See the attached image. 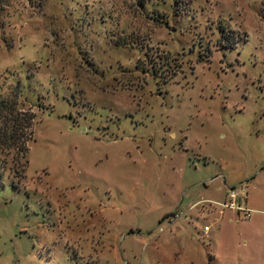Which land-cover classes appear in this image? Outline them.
<instances>
[{
	"label": "rangeland",
	"instance_id": "1",
	"mask_svg": "<svg viewBox=\"0 0 264 264\" xmlns=\"http://www.w3.org/2000/svg\"><path fill=\"white\" fill-rule=\"evenodd\" d=\"M14 93L0 264H264L260 214L219 213L264 190V0H0Z\"/></svg>",
	"mask_w": 264,
	"mask_h": 264
},
{
	"label": "trees",
	"instance_id": "2",
	"mask_svg": "<svg viewBox=\"0 0 264 264\" xmlns=\"http://www.w3.org/2000/svg\"><path fill=\"white\" fill-rule=\"evenodd\" d=\"M220 28L222 33L227 32L225 26ZM14 96L15 98L9 97L5 100H0V114L4 120L3 129L0 132V148L15 149L16 157L19 158L18 161L24 160L22 165L26 166L28 144L33 139L32 125L34 116L30 112L20 111L17 105L18 94L14 93Z\"/></svg>",
	"mask_w": 264,
	"mask_h": 264
},
{
	"label": "crops",
	"instance_id": "3",
	"mask_svg": "<svg viewBox=\"0 0 264 264\" xmlns=\"http://www.w3.org/2000/svg\"><path fill=\"white\" fill-rule=\"evenodd\" d=\"M262 187H260V185H258V184L254 185V188L258 194H257V197L255 199L251 200V202L248 200L247 194H245L244 191H241L242 186H241V188L236 189V190H235V188L229 189L226 192L225 199L223 201V202H225L228 199V195H229L231 190H235L238 193V203L239 204H241L242 206H245V207L253 210L254 212L260 214L259 217L257 218V220H258V224H259L258 230L261 232L264 231V226L260 228V224H262V225L264 224V190H262ZM224 211H230V213H232V216L236 215V219H239V220L242 219L241 218L242 216L240 214H238L237 212H235L234 210L225 209L223 211H219L220 215H223ZM253 213H252V215H253Z\"/></svg>",
	"mask_w": 264,
	"mask_h": 264
},
{
	"label": "built area",
	"instance_id": "4",
	"mask_svg": "<svg viewBox=\"0 0 264 264\" xmlns=\"http://www.w3.org/2000/svg\"><path fill=\"white\" fill-rule=\"evenodd\" d=\"M219 206L221 207V211L227 209V210H234L235 212H237L238 214H240L242 217V219H246L249 220L252 216V213L254 212L253 210L242 206L241 204L238 203V193L235 190H231L229 195H228V199L219 204ZM181 216L179 214H173L170 217H168L166 220H168V222L174 223L177 219H179ZM209 229L208 227H204L202 234L204 236L207 235Z\"/></svg>",
	"mask_w": 264,
	"mask_h": 264
}]
</instances>
